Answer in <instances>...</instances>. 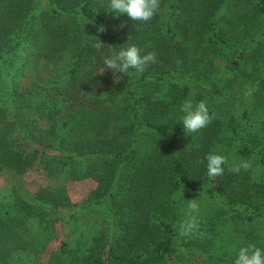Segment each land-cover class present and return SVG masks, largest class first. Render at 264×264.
<instances>
[{"label": "trees", "instance_id": "1", "mask_svg": "<svg viewBox=\"0 0 264 264\" xmlns=\"http://www.w3.org/2000/svg\"><path fill=\"white\" fill-rule=\"evenodd\" d=\"M105 3L0 0V171L45 173L59 182L33 195L15 191L0 198V264H26L25 253L43 249L55 223L65 229L73 215L79 233L67 230L47 264H219L229 246L236 254L249 244L263 250L264 238L254 234L264 226V179L247 185L228 163L222 175L209 177L205 158L222 152L220 135L236 160L250 158L264 178V141L247 123L249 111L234 118L228 111L233 119L225 129L216 117L230 100L225 93L247 88V104L264 121V0H161L146 23L116 16ZM75 20L91 33L58 71L56 93L19 92L21 75L63 59L68 23ZM99 26L106 30L98 33ZM92 37L104 48L97 51ZM128 44L141 55L155 52L156 62L142 73L114 72L119 84L104 91L86 65ZM248 67L260 75L238 78ZM191 87L195 98L210 96L216 113L207 127L189 134L180 114ZM118 96L120 106L113 104ZM109 118L122 129L98 137ZM86 179L97 187L72 203L65 183ZM195 197L222 210L230 227L228 220L200 217L199 234L180 237V224L189 218L182 201ZM97 213L92 224L82 222ZM28 225L34 228L30 240ZM34 255L30 264L37 262Z\"/></svg>", "mask_w": 264, "mask_h": 264}, {"label": "rangeland", "instance_id": "2", "mask_svg": "<svg viewBox=\"0 0 264 264\" xmlns=\"http://www.w3.org/2000/svg\"><path fill=\"white\" fill-rule=\"evenodd\" d=\"M105 1L107 4L108 0H102ZM165 7V6H164ZM76 22L78 25H76ZM80 24V25H79ZM68 28L70 31L69 34V42H68V48L65 50L63 59L59 60V63H52L49 66H45L44 64L40 63L38 66H36L37 70L36 72H30L26 75H21V77L17 80V89L19 87H25L26 92H32V93H41L42 95H49L51 93H56L55 88L57 87V75L58 71L61 69H64L65 67L70 64L71 61H73L74 57V51H76L81 44L84 43V41L87 39V37L91 33V28L88 25H85L84 22L80 20H75V22L71 21L68 23ZM104 53H100V56H94L92 60L86 65L85 69H91L92 73L97 77L98 85L104 89V91L112 90L116 87V85L119 84L118 78L114 72H111L109 69L106 68V66L103 64V55ZM131 71V70H130ZM132 72H136L133 70ZM238 78L242 79L244 77H258L260 75L259 69L257 67H248L247 72L243 73H237ZM40 85V86H36ZM5 84V82H3ZM10 84V82H9ZM41 87H46L44 89H41ZM55 87V88H54ZM195 88V87H194ZM191 87L190 93L191 95V101L193 104L198 103L201 100L206 101L209 110L211 111L210 115L212 114V111L216 108L214 107V104L212 102H209V95H203L200 97L195 98L197 96L198 92L196 89ZM101 89V90H102ZM22 89H19L18 91L21 92ZM149 91V90H148ZM147 91V92H148ZM1 92V91H0ZM4 93L2 91L0 94ZM119 93V92H114ZM249 90L246 88L239 92V89L237 93H225L226 99H230L228 103H225L223 106L220 105V109H218V115L216 116L218 119H221V121L224 123V126L222 129H225L230 122L231 119L235 117V115L240 114L244 109H247L249 111V115L251 116V119L248 120V124L250 123L251 126L253 125L255 127V130H258L259 133H261V141H264V121L262 119V116L257 113L256 110L250 106L248 103L247 96L249 94ZM202 95V93H199ZM219 102L224 100V95L221 94L218 96ZM122 98L120 96L116 97L114 99V103L118 106H120ZM83 104V103H81ZM89 104H85L83 106L82 110H87V107ZM230 112L233 114V118H229L228 113ZM181 117H183L184 113L180 114ZM109 122V123H107ZM104 124L103 131L98 134V137L100 138H108L115 133H117L119 130L122 129V124H118V121H113L109 118V120ZM253 128V127H252ZM190 134V133H189ZM190 139V138H189ZM260 141V140H259ZM216 146L217 148H220L222 152H220V155L224 156L227 159L228 163V169H230L234 173L240 174V179L243 180L244 183H247V185H253L255 182H259L260 180L264 179L259 171V167L254 165V161H252L250 158L246 159H235L234 152L229 151L228 147L225 144V141L220 138V135L217 137L216 140ZM247 161L250 164V167L248 169H245L243 167L240 168L239 172L234 171L233 169L240 166L242 162ZM264 182V180L262 181ZM59 185V182L57 180H52L46 176L45 173H26L25 175L18 177L13 176L12 174L8 172H1L0 171V198L9 196L11 197L12 193L15 191H19L20 193H27L29 195H33L34 193L38 191H42L45 188H54ZM65 189L67 192V195L72 203H79L83 198L88 197L89 193L97 187V182L92 179H86L82 181H73V182H67L65 183ZM252 191H255V188L252 189ZM253 197H256V194L253 193ZM193 199V198H192ZM194 199L198 200L199 204V214L197 219L200 217L202 218H209V219H219L223 222H227V216L224 214L222 210H219L216 205L209 204L207 200H205L202 197H195ZM183 203L186 202L183 200ZM181 202V203H182ZM184 205V204H183ZM185 207V206H184ZM100 214L97 213L91 215V217L87 216L85 217L82 222L84 221L85 224L89 223L92 224L94 221L98 220L100 218ZM188 218V217H187ZM77 215H73L70 219L67 218L65 221V227L63 228L62 221H57L55 223V228L52 230L53 235L51 237V234H49V238L47 239L46 235H41V231L37 232V236L40 237H46L47 240H49L45 247L43 249L37 248L35 252H27L25 253V259L30 258L32 259V255L35 256L37 259V262L35 264H47L48 261V255L56 250L60 242L63 239L64 233L67 230H74L75 233H79V222L76 223ZM80 221V220H79ZM217 221V220H216ZM230 221L225 224V229L230 227ZM29 226V225H28ZM30 230H26V239L30 240V231L34 228L30 225ZM255 227V226H254ZM254 227H247V231L250 232H258L259 230ZM220 231V230H219ZM70 232V231H69ZM222 232V230L220 231ZM222 233H226L222 232ZM254 236H259L264 238V226L263 230L260 229V233L254 234ZM264 250V247H262ZM26 252V249H24ZM224 259L221 260L222 263L219 264H234V261L237 257L236 251L234 246L228 247V253L223 256ZM30 259L26 264H30Z\"/></svg>", "mask_w": 264, "mask_h": 264}, {"label": "clouds", "instance_id": "3", "mask_svg": "<svg viewBox=\"0 0 264 264\" xmlns=\"http://www.w3.org/2000/svg\"><path fill=\"white\" fill-rule=\"evenodd\" d=\"M161 0H108V8L111 13L118 14L116 16L126 14L132 21L148 22L160 10ZM106 29L99 26L98 33L104 32ZM94 48L100 51L104 48V44L96 38ZM156 53L149 52L141 55L140 49L134 44H128L127 47H120L119 51L113 50L110 55L103 57V64L111 72L128 73L129 70H135L138 73L145 71L146 67L156 62ZM184 113L182 117V126L187 133H197L214 119V113L210 115L206 101L201 100L193 104L191 100H185L181 108ZM207 175L209 177H217L223 174V165L227 162L226 158L219 154L210 153L206 156ZM243 167L248 169L250 164L247 161L241 163L240 166L234 168L236 172ZM185 201V200H184ZM189 218L185 219L179 227L180 237H189L199 234V204L197 199L185 201ZM202 235V234H201ZM234 264H264V250L249 244L239 249Z\"/></svg>", "mask_w": 264, "mask_h": 264}]
</instances>
